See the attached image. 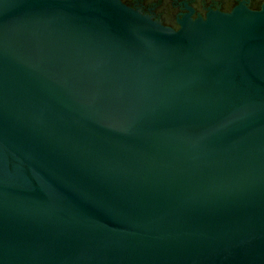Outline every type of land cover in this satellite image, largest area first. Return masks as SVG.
<instances>
[{
  "label": "water",
  "instance_id": "95a60500",
  "mask_svg": "<svg viewBox=\"0 0 264 264\" xmlns=\"http://www.w3.org/2000/svg\"><path fill=\"white\" fill-rule=\"evenodd\" d=\"M177 23L0 0V264H264V0Z\"/></svg>",
  "mask_w": 264,
  "mask_h": 264
},
{
  "label": "flooded vegetation",
  "instance_id": "af4514ba",
  "mask_svg": "<svg viewBox=\"0 0 264 264\" xmlns=\"http://www.w3.org/2000/svg\"><path fill=\"white\" fill-rule=\"evenodd\" d=\"M240 1H247L250 7L257 8L262 0H122L173 29L179 27L177 22L183 17L204 16L210 8L229 11Z\"/></svg>",
  "mask_w": 264,
  "mask_h": 264
}]
</instances>
